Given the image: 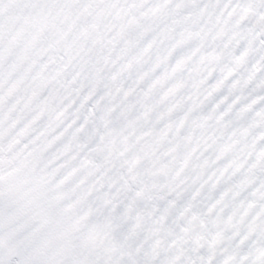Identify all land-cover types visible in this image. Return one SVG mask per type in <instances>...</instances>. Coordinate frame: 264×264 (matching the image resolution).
I'll list each match as a JSON object with an SVG mask.
<instances>
[{"label": "snow or ice", "instance_id": "snow-or-ice-1", "mask_svg": "<svg viewBox=\"0 0 264 264\" xmlns=\"http://www.w3.org/2000/svg\"><path fill=\"white\" fill-rule=\"evenodd\" d=\"M0 264H264V0H0Z\"/></svg>", "mask_w": 264, "mask_h": 264}]
</instances>
